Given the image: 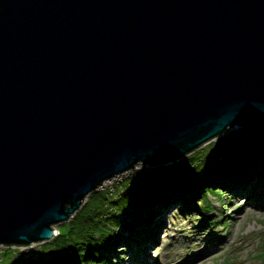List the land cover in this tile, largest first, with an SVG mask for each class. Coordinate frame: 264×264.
<instances>
[{
  "label": "water",
  "instance_id": "obj_1",
  "mask_svg": "<svg viewBox=\"0 0 264 264\" xmlns=\"http://www.w3.org/2000/svg\"><path fill=\"white\" fill-rule=\"evenodd\" d=\"M234 127H264V0H0V245Z\"/></svg>",
  "mask_w": 264,
  "mask_h": 264
},
{
  "label": "trees",
  "instance_id": "obj_2",
  "mask_svg": "<svg viewBox=\"0 0 264 264\" xmlns=\"http://www.w3.org/2000/svg\"><path fill=\"white\" fill-rule=\"evenodd\" d=\"M212 147L170 164L142 166L112 191L91 193L68 222L58 225V233L43 244L41 254L12 264H109L112 254L120 253L116 244L150 238L154 217L168 205L177 203L207 217L208 193L264 185V127L233 131ZM199 197L203 206L197 204ZM12 250L2 251L0 264ZM261 252L264 260V246Z\"/></svg>",
  "mask_w": 264,
  "mask_h": 264
},
{
  "label": "rangeland",
  "instance_id": "obj_3",
  "mask_svg": "<svg viewBox=\"0 0 264 264\" xmlns=\"http://www.w3.org/2000/svg\"><path fill=\"white\" fill-rule=\"evenodd\" d=\"M239 129L229 128L224 135L182 158L195 152L208 151L220 138ZM141 167L138 165L132 171H138ZM132 171L106 181L99 189L108 188L112 191ZM217 190L221 193L207 194L211 205L207 217H203L198 210L189 212L180 204H170L154 217L150 238L147 235L144 240L135 238L132 240L136 242L130 244H116L120 253L112 254L109 264H264L261 255L264 246V185H259L257 190L245 187L233 193L221 188ZM198 199L197 204L203 206L201 197ZM121 233L127 236L125 231ZM47 242L33 243L26 247L0 245V261L3 250L13 249L1 264L37 257Z\"/></svg>",
  "mask_w": 264,
  "mask_h": 264
},
{
  "label": "bare ground",
  "instance_id": "obj_4",
  "mask_svg": "<svg viewBox=\"0 0 264 264\" xmlns=\"http://www.w3.org/2000/svg\"><path fill=\"white\" fill-rule=\"evenodd\" d=\"M174 162V161H173ZM244 187V186H243ZM241 188V187H240ZM258 199V198H257ZM261 205V204H260ZM148 247V246H147ZM145 252V251H144ZM138 253V252H137ZM138 256V255H137ZM137 256H135V257H137ZM142 264H146V263H144V262H142Z\"/></svg>",
  "mask_w": 264,
  "mask_h": 264
}]
</instances>
